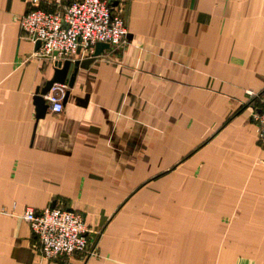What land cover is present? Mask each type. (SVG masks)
Returning a JSON list of instances; mask_svg holds the SVG:
<instances>
[{"label": "crops", "instance_id": "1", "mask_svg": "<svg viewBox=\"0 0 264 264\" xmlns=\"http://www.w3.org/2000/svg\"><path fill=\"white\" fill-rule=\"evenodd\" d=\"M116 1L128 43L37 120L55 62L0 0V264H264V0ZM27 207L81 213L97 253L44 258Z\"/></svg>", "mask_w": 264, "mask_h": 264}, {"label": "built area", "instance_id": "2", "mask_svg": "<svg viewBox=\"0 0 264 264\" xmlns=\"http://www.w3.org/2000/svg\"><path fill=\"white\" fill-rule=\"evenodd\" d=\"M28 10L19 16L27 38L40 41L35 52L53 62L90 56L99 42L118 49L128 43L124 7L116 0H27ZM54 113L64 110L63 88L54 86L46 97ZM261 107L253 114L258 139L264 147V92ZM23 218L38 239L37 249L47 259H68L76 254L97 253L88 234L92 231L83 215L73 209L27 207Z\"/></svg>", "mask_w": 264, "mask_h": 264}, {"label": "water", "instance_id": "3", "mask_svg": "<svg viewBox=\"0 0 264 264\" xmlns=\"http://www.w3.org/2000/svg\"><path fill=\"white\" fill-rule=\"evenodd\" d=\"M41 42H36L37 50L40 48ZM112 47L108 43L99 42L96 44L94 52L83 59H65L59 60L55 62L54 65V74L52 78L46 81V83L38 87L36 93L34 95V104L36 106L37 111V120L43 118L47 110L51 107V104L47 101V96L51 92L54 86H69L72 87L75 82V78L79 71V68H89V66L98 58L105 50H110ZM73 66V72L71 73L69 80L68 75ZM69 96V91L67 90L65 93V100Z\"/></svg>", "mask_w": 264, "mask_h": 264}, {"label": "trees", "instance_id": "4", "mask_svg": "<svg viewBox=\"0 0 264 264\" xmlns=\"http://www.w3.org/2000/svg\"><path fill=\"white\" fill-rule=\"evenodd\" d=\"M264 92V90L262 91V93Z\"/></svg>", "mask_w": 264, "mask_h": 264}]
</instances>
